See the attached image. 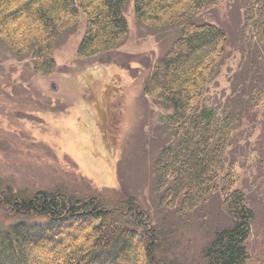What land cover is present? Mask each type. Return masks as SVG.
I'll return each instance as SVG.
<instances>
[{
    "label": "rangeland",
    "instance_id": "rangeland-1",
    "mask_svg": "<svg viewBox=\"0 0 264 264\" xmlns=\"http://www.w3.org/2000/svg\"><path fill=\"white\" fill-rule=\"evenodd\" d=\"M251 2L209 3L194 21L215 23L227 32L226 54L202 105L239 115L225 169L232 163L234 187L246 193L254 211L248 264H264V43L255 39L245 17ZM124 15L126 42L82 58L78 48L86 19L81 13L77 27L57 38V67L46 75L35 73L31 56H17L0 39V230L25 219L2 203L4 191L21 199L40 191L95 197L115 218L148 216L161 234L155 252L160 262L205 264L207 246L232 223L222 207L224 195L211 194L185 215L160 205L154 162L171 140L161 117L170 110L144 93L156 59L180 30L141 26L134 0Z\"/></svg>",
    "mask_w": 264,
    "mask_h": 264
},
{
    "label": "trees",
    "instance_id": "trees-1",
    "mask_svg": "<svg viewBox=\"0 0 264 264\" xmlns=\"http://www.w3.org/2000/svg\"><path fill=\"white\" fill-rule=\"evenodd\" d=\"M129 1L0 0V39L17 56H31L35 73L51 74L57 67V38L77 27L81 13L86 29L78 48L80 57L123 45L129 35L124 15ZM221 1L134 0V13L138 24L151 30H180L156 59L144 86L145 95L170 110L161 117L171 140L154 162L159 203L185 215L221 191L222 207L232 223L207 246L205 264H248L247 239L254 211L246 203V193L234 187L232 163L225 169L239 115L232 111L221 115L217 108L202 105L223 62L228 36L221 26L197 23L194 17L207 4ZM249 4L246 20L255 39L264 43V0ZM7 193L3 192L2 203L25 219L0 230V264H164L155 255L161 240L148 216L115 218L95 197L40 191L31 199H21ZM128 209L134 210L131 203ZM28 216L37 220L31 222Z\"/></svg>",
    "mask_w": 264,
    "mask_h": 264
}]
</instances>
